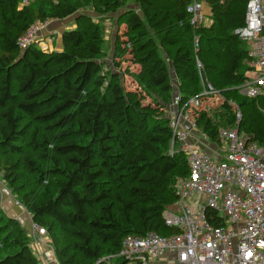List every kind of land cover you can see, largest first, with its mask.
Instances as JSON below:
<instances>
[{
  "label": "trees",
  "instance_id": "trees-1",
  "mask_svg": "<svg viewBox=\"0 0 264 264\" xmlns=\"http://www.w3.org/2000/svg\"><path fill=\"white\" fill-rule=\"evenodd\" d=\"M130 1L138 9L125 0H34L23 8L0 0L2 180L46 228L59 264H143L118 257L124 238L178 232L164 220L178 199L176 183L190 172L177 144L172 153L166 108L176 91L185 103L208 79L241 107L249 141L264 145V93L251 99L239 91L251 70L248 45L236 34L248 0H202L212 24L198 28L187 11L194 0ZM115 14L124 26L115 56L139 66L138 92L125 89L118 63L115 70L105 61V21ZM48 19L75 25L62 33L61 49H20L32 24ZM220 111L195 113L215 145L233 122L227 103ZM0 264H41L1 194Z\"/></svg>",
  "mask_w": 264,
  "mask_h": 264
},
{
  "label": "built area",
  "instance_id": "built-area-1",
  "mask_svg": "<svg viewBox=\"0 0 264 264\" xmlns=\"http://www.w3.org/2000/svg\"><path fill=\"white\" fill-rule=\"evenodd\" d=\"M32 1L19 0L20 7ZM209 10L208 3L194 0L187 8L191 25L210 26ZM52 23L50 19L34 22L18 40L19 48L26 50L37 44L49 50L42 33L48 34ZM236 34L248 45L251 59V70L239 91L256 99L264 93V0H248L245 25ZM198 41L196 38V48ZM198 68L202 69L199 62ZM202 85V92L185 103L176 91L166 108L173 133L172 153L177 144L190 169L189 175L176 183L177 201L164 212L166 225L178 232L168 237L155 233L127 236L119 258L143 264H264V145L249 141L241 131L243 112L236 101L227 99L203 77ZM210 100L227 103L233 117L219 133L220 158L200 145L212 143L195 119V113ZM204 110L213 113L211 108ZM194 136L196 140L191 143ZM195 195L207 200L193 203ZM29 234L34 252L51 243L46 228L34 222Z\"/></svg>",
  "mask_w": 264,
  "mask_h": 264
},
{
  "label": "rangeland",
  "instance_id": "rangeland-1",
  "mask_svg": "<svg viewBox=\"0 0 264 264\" xmlns=\"http://www.w3.org/2000/svg\"><path fill=\"white\" fill-rule=\"evenodd\" d=\"M125 2H127L128 7L138 9L137 6L133 5L132 1L125 0ZM111 17H112V19L105 21V25H106L105 39L107 41L105 49L108 52V57L106 58L105 61H106L107 65L110 67V69H115V70H116L115 65H116V63H118L120 67L117 69V72L122 74L123 85H124L125 89H127L128 91L138 92V91H140V87H139V84L136 82L135 78L133 77L134 76L133 74H135L139 70V66L134 65L131 62H126L121 57L115 56L114 42H115L116 37L118 35H121V32H122L124 26H120L118 21H117L119 14L112 15ZM69 25H73L72 19L65 21L63 24V26L65 28ZM60 33H61V31H53V30L48 32L47 35L49 37L45 38L44 41L46 42L48 40L49 42L46 44L50 43L52 45L51 47L48 48L49 50H51V49L55 50V49H58L59 47H61V39L59 40V34ZM223 106L224 105L221 103L210 100V101H206L203 104V106L201 107V111L204 109L211 108L213 115H215L218 111H219L218 114H221L220 109H222ZM0 180L3 181L2 177L0 178ZM6 189L10 192L8 187H6ZM192 200H193V203H195L198 200L205 202L207 200V197L195 195L192 198ZM102 264H116L115 258L105 259L104 262H102Z\"/></svg>",
  "mask_w": 264,
  "mask_h": 264
},
{
  "label": "crops",
  "instance_id": "crops-1",
  "mask_svg": "<svg viewBox=\"0 0 264 264\" xmlns=\"http://www.w3.org/2000/svg\"><path fill=\"white\" fill-rule=\"evenodd\" d=\"M64 22L65 21H53L49 30L61 31V35L59 34V40L61 39L62 33L65 30L75 27V25H69L65 28L63 26ZM42 37L47 38V32H43ZM48 42L49 41L47 40L46 43ZM48 46L51 47L52 45L49 43ZM61 47H59L58 49H61ZM195 140V136L190 138L191 143L195 142ZM204 142H202L200 145L204 147L208 152H210L213 156L220 158L218 154L219 147L217 145L207 143L206 141ZM0 194L2 197V207L4 211L8 214L9 217L18 220L22 224V226H24L29 232L33 222L29 212L22 205L17 203V201L12 197L11 193L6 189V187L2 183H0ZM35 254L37 255V257L39 256L38 259L40 260L41 264H59L51 243L47 246H41V248L38 249V252L35 251Z\"/></svg>",
  "mask_w": 264,
  "mask_h": 264
}]
</instances>
